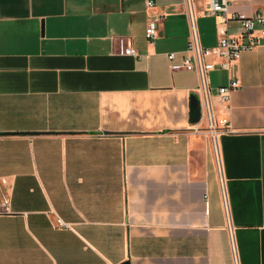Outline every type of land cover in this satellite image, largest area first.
<instances>
[{"label": "crops", "instance_id": "crops-1", "mask_svg": "<svg viewBox=\"0 0 264 264\" xmlns=\"http://www.w3.org/2000/svg\"><path fill=\"white\" fill-rule=\"evenodd\" d=\"M146 1L0 0V264H264V29L209 73L229 126L214 151L205 120L190 122L196 75L170 69L188 43L183 0ZM228 1L264 15V0ZM207 3L193 7L212 48L240 29L217 26Z\"/></svg>", "mask_w": 264, "mask_h": 264}, {"label": "built area", "instance_id": "built-area-1", "mask_svg": "<svg viewBox=\"0 0 264 264\" xmlns=\"http://www.w3.org/2000/svg\"><path fill=\"white\" fill-rule=\"evenodd\" d=\"M184 15L189 25V35L184 57L180 64H170L171 70H183L193 72L198 81L196 93L201 107V120H205L207 131L210 135L214 151H216L217 136L229 131L228 121L226 119L217 120L213 113L211 101V91L209 87V73L218 66L221 70L228 71L230 64L237 60L242 53L252 50L257 44V38L254 35L256 30L264 29V15L255 13L251 17L243 14L232 13L229 11L228 0H208L205 14L215 20L217 26H225L229 22H235L239 25L240 33L238 35H229L226 30L219 31L217 44L212 48H204L199 39L196 27V15L193 7V0H183ZM146 10L154 8L151 0L145 2ZM163 15L152 14L149 16L146 28L145 38L149 42L157 39L159 25ZM114 53L120 56L137 57L133 47V41L130 37H111ZM175 55L170 53L167 60L172 62ZM238 88L235 81H230L226 87L218 88V96L225 110H228V101L232 91ZM200 120V121H201ZM9 212V201L2 195L0 202V215Z\"/></svg>", "mask_w": 264, "mask_h": 264}, {"label": "water", "instance_id": "water-1", "mask_svg": "<svg viewBox=\"0 0 264 264\" xmlns=\"http://www.w3.org/2000/svg\"><path fill=\"white\" fill-rule=\"evenodd\" d=\"M42 34V31H41ZM201 120V107L199 98L196 94L190 96V122L192 124H197ZM128 264V263H123Z\"/></svg>", "mask_w": 264, "mask_h": 264}]
</instances>
